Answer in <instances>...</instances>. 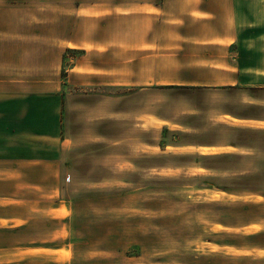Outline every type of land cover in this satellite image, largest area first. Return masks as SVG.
I'll list each match as a JSON object with an SVG mask.
<instances>
[{"label": "rangeland", "instance_id": "obj_1", "mask_svg": "<svg viewBox=\"0 0 264 264\" xmlns=\"http://www.w3.org/2000/svg\"><path fill=\"white\" fill-rule=\"evenodd\" d=\"M33 1L54 7L56 1L71 6L91 0ZM33 45L34 60L43 44ZM63 58L58 81L66 101L47 123L58 137L47 142L32 137L25 154L34 162V153L48 148V169L18 167L9 173L2 160L0 166L1 179L41 183L1 181V198L31 196L48 201L49 208L60 203L57 216L66 218L65 225L56 219L42 225L48 247L61 248L49 257L70 259L69 264H264V131L244 128L232 116L260 117L264 110L249 109L239 91L134 94L67 86L62 71L82 52L65 51ZM87 58L101 60L91 55L83 61ZM54 61L49 51V72ZM120 92L127 94V118L120 119L115 113L120 105L112 104V117L97 120L109 108L91 106L88 95ZM10 208L0 201V211ZM59 226L62 247L59 235L51 236Z\"/></svg>", "mask_w": 264, "mask_h": 264}, {"label": "crops", "instance_id": "obj_2", "mask_svg": "<svg viewBox=\"0 0 264 264\" xmlns=\"http://www.w3.org/2000/svg\"><path fill=\"white\" fill-rule=\"evenodd\" d=\"M44 3L0 0V166L2 160L9 173L18 167H49L48 148L34 153V162L25 154L32 137L45 142L58 137L48 132L47 123L57 119L66 101L58 81L65 51L82 52V58L64 70L67 86L134 94L239 91L249 109L264 110V0H91L71 6L56 1L54 7ZM33 43L43 44L34 60ZM49 51L55 60L51 72ZM91 55L101 60L83 61ZM87 98L91 106L109 108L97 120L112 117V104L120 105L115 112L120 119L127 118L125 92ZM232 116L244 128L264 131V116ZM1 181L41 186L17 177ZM31 198L0 197L11 206L7 213L0 211V223H10L0 224V264H69L70 259L49 257V251L61 248H49L44 226L42 232L48 219L65 225L66 218L57 216L60 203L49 208L48 201ZM63 232L60 226L51 231L53 238L59 235V247L65 246Z\"/></svg>", "mask_w": 264, "mask_h": 264}, {"label": "trees", "instance_id": "obj_3", "mask_svg": "<svg viewBox=\"0 0 264 264\" xmlns=\"http://www.w3.org/2000/svg\"><path fill=\"white\" fill-rule=\"evenodd\" d=\"M63 60H64V58H63ZM62 73H64V70L62 71Z\"/></svg>", "mask_w": 264, "mask_h": 264}]
</instances>
